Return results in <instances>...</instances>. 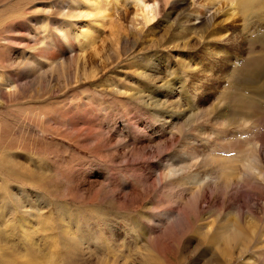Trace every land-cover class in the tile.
Wrapping results in <instances>:
<instances>
[{
  "label": "rangeland",
  "instance_id": "rangeland-1",
  "mask_svg": "<svg viewBox=\"0 0 264 264\" xmlns=\"http://www.w3.org/2000/svg\"><path fill=\"white\" fill-rule=\"evenodd\" d=\"M67 1L0 0V264H264V180H240L237 159L257 146L264 167V67L247 61L264 55V0H145L159 3L151 21L102 0L111 18L86 44L96 16H66ZM169 88L181 109L162 107ZM235 94L256 123L218 104ZM207 154L230 160V190L198 199L218 162L162 178L167 161Z\"/></svg>",
  "mask_w": 264,
  "mask_h": 264
},
{
  "label": "bare ground",
  "instance_id": "bare-ground-1",
  "mask_svg": "<svg viewBox=\"0 0 264 264\" xmlns=\"http://www.w3.org/2000/svg\"><path fill=\"white\" fill-rule=\"evenodd\" d=\"M102 0H85V2L84 1H82V0H68L67 2H68V9H66L65 7H64V9L66 10L65 12H67V13H65V15L67 14V15H71L74 11L75 12H77L76 14H78V15H80L81 17L82 16H85V17H90V18H93L94 16H96V17H94V19H95V25H94V27L92 26V25H90V26H88V28H87V30H85V32H84V35H83V38H82V40H83V44H86V43H90V41H92L93 40V43H94V41H95V37H97V35H98V30L101 28V26L100 25H104L105 24V19L106 20H109L111 17L109 16L110 14H109V12H108V5H105L106 3H105V1H104V3L103 2H101ZM134 1V3L135 2H137L140 6H139V8L137 9V11H136V16H141L144 20H146V21H151L154 17H155V14H156V12H157V7H158V5H159V3H158V1H155L154 3H146L145 2V0H133ZM166 2H169L170 0H165ZM196 1V0H195ZM207 2L209 1V0H206ZM205 1V2H206ZM231 1H233V0H231ZM236 1V0H235ZM235 1H233V4L235 3V4H237V2H235ZM31 2V1H30ZM35 2H36V0H35ZM204 2V3H205ZM210 2V1H209ZM212 2H213V0H212ZM212 2H210V4H214V3H216L215 1L212 3ZM219 2V1H218ZM25 3V2H24ZM32 3V2H31ZM121 3V2H120ZM124 3H125V1H124ZM203 3V4H204ZM251 2L249 1V4H248V2H245V1H241V2H239L238 3V7L240 6V8L242 9V11H244V12H246V14H247V16L248 17H252V16H254L255 14H256V12L259 10V7H258V9L257 10H254L256 7V5H254L253 3H251ZM48 4V6H50L51 4L48 2V3H46V5ZM122 4V3H121ZM33 5H35V6H33L34 8H38V7H41L42 5H43V3H40V2H36V4H33ZM125 5V4H124ZM209 5V4H208ZM251 5H253L252 7H251ZM258 6V5H257ZM261 6V5H260ZM44 7V6H43ZM204 7H207V5H200L199 6V8L198 9H196V11H195V14H197L196 15V17L197 18H199L200 17V15H206L205 14V11L204 10H207V8L206 9H204ZM255 7V8H254ZM210 8V7H209ZM211 8H213V7H211ZM56 9V8H55ZM218 9H219V7H218ZM217 9V10H218ZM140 10V11H139ZM75 12H74V14H72L71 16H73V15H76L75 14ZM204 12V13H203ZM208 14V13H207ZM66 15V16H67ZM259 16V15H258ZM138 18V17H137ZM212 18H213V15H211L209 18H208V20H212ZM101 19V20H100ZM97 21V22H96ZM244 21V20H243ZM252 21H253V19H252ZM252 21H250L249 23L250 24H252ZM110 23H111V27H113L115 24H114V22H113V20L111 19L110 21H109ZM257 25H251L250 27H247V31L250 33L249 35L251 36V37H253V36H256V32H257V27H256ZM245 28V27H244ZM244 31V30H243ZM66 37V36H65ZM215 37V36H214ZM220 39V40H219ZM230 39H232L231 37H230V35L227 33V34H225V36H223L222 38H221V35H220V37H217V39H215L216 41H220V43H221V45L219 46V45H217V47H214V48H216L215 50L217 51V52H215V55H221V54H225L226 55V52L223 50V47L226 45V44H222V41L223 42H230L229 40ZM82 43V42H81ZM216 45V44H215ZM86 46V45H85ZM233 46V45H232ZM234 47V46H233ZM208 49V48H207ZM211 54V53H210ZM227 56V55H226ZM225 60H227L228 62H230V64H234V62H233V59L232 58H230V57H228L227 59H225ZM250 61V62H252L253 61V65H252V67H251V71H252V74L254 75V73L255 72H257V71H259L262 67H264V55H259V54H257V55H254V56H251L250 57V59L249 58H247V61ZM182 61H184V60H182ZM243 61V60H242ZM246 61V62H247ZM245 62V60H244V62H243V64L245 63V65H242V67H240V68H238V67H235L234 65H233V67H232V71H233V68H237V69H243V67L245 66L246 67V63ZM32 64V63H31ZM182 64L184 65V67H186V62H182ZM227 64V63H226ZM229 67V66H228ZM37 68V67H36ZM175 68V67H174ZM247 68V67H246ZM185 71V70H184ZM183 71V72H184ZM182 75V74H181ZM229 75H231V73L229 74ZM252 75V76H253ZM251 76V77H252ZM178 77V76H177ZM238 78L240 79V77L238 76ZM253 78V77H252ZM178 79V78H177ZM197 80H199L198 78H196ZM1 81V80H0ZM3 81V80H2ZM7 81V80H6ZM169 82V81H168ZM14 86V85H13ZM167 88H168V86H167ZM255 90V89H254ZM172 91H173V89H171V88H169V92L168 93H164L165 95H166V97H167V99L163 102V108L165 107V104H168V105H174V108L176 109H179L181 106H182V102H180V100L179 99H177V98H175V97H172L171 95H173L172 94ZM140 92V91H139ZM142 93V92H141ZM258 93V92H257ZM140 96V95H139ZM203 96V95H202ZM240 96H244V94H235L234 95V97H231V96H228V95H226V96H224L223 98L224 99H221L220 101H219V105L220 104H225V103H227V106H231V103L234 105V107H235V109L237 110V111H235L234 112V115L232 116V118L234 119V118H237V117H241L240 119H241V122L243 123V122H247V121H250L251 119V117L253 118H256L254 121V123H256V121H257V116H256V114L254 113L253 115L254 116H248L247 114H246V112L245 113H243L242 112V108L244 109V111L247 109L246 108V106H245V104L244 103H242V101H241V99H239L240 98ZM172 97V98H171ZM139 100H142V97H137ZM202 98V97H201ZM253 101L254 100H252L251 101V103L253 104ZM153 102V101H152ZM155 102V101H154ZM193 102H195L196 104H199L200 102H197L196 101V99H194L193 100ZM248 103V102H247ZM258 103V104H257ZM256 103V105H259V101ZM156 105V104H155ZM221 106V105H220ZM249 106V105H248ZM250 107V106H249ZM257 107H259V106H251L248 110H250V109H255L256 110V108ZM181 109V108H180ZM198 112H200V111H198ZM181 113V112H180ZM177 114L179 115V113L177 112ZM245 114H246V116H248V118H244V116H245ZM181 115V114H180ZM179 115V116H180ZM198 117H207V113L206 112H202V113H200V114H198ZM253 118V119H254ZM157 119H159V116H157ZM252 119V120H253ZM220 120V119H219ZM217 121V120H216ZM224 123H227V121L226 122H224ZM176 124V123H175ZM183 124H184V122H183ZM185 125V124H184ZM177 126V125H176ZM182 126V125H181ZM181 126H179V127H181ZM226 127V126H225ZM179 129V128H178ZM158 145V144H157ZM256 149H257V146L254 148V150H253V154H250V155H246V151L245 150H241V151H239V153H240V155L238 156V158L237 159H239V161L240 162H244V165H245V168H246V171L244 172V173H242L241 175H242V179H240V180H246L247 179V177L248 178H250V179H253V178H255V179H257V180H264V167H263V165H262V157H261V155L256 151ZM263 151V150H262ZM187 155V154H186ZM195 155V154H194ZM194 155H192L191 156V159H189V157H182L181 159H179V162L178 163H175V164H173L172 163V161L170 162V161H167V169H165V170H163V172H162V178H169V176H171V175H174V174H180V176L181 175H183V174H185V173H187L188 171H192V170H194V169H198V168H202V167H205V166H207V165H209V164H216L217 162H218V174H214V176H210V178L208 179V180H206V181H204L203 182V184L200 186V188H198V187H196V188H198L199 190L196 192V193H198V196H199V198L198 199H200V201L202 200V198L204 197L205 198V189L207 188V187H214V186H216V187H218L219 188V186L221 185V186H223V185H225V187L227 188V189H229L230 190V184L229 183H226V181H229V182H235L236 181V179H234L233 178V171H234V167H232L231 165H229L228 163L230 162V160L228 159V158H225L224 157V160H226V164L223 166V168L219 165V163L221 162V160L223 159V157H211L210 155H205L204 156V158L203 159H201V160H199V158H198V162L196 161V162H193V159H194ZM184 156V155H183ZM188 156V155H187ZM197 157V156H196ZM176 176V175H175ZM248 180V179H247ZM223 184V185H222ZM220 186V187H221ZM224 187V186H223ZM229 187V188H228ZM219 189H222V188H219ZM224 191H225V189H224ZM228 192V191H227ZM230 192V191H229ZM193 193H195V192H193ZM197 195V194H196ZM207 196V195H206ZM196 197V196H195ZM193 198H194V196H193ZM225 199V198H224ZM197 201V200H196ZM197 202H199V200L197 201ZM198 204V203H197ZM170 205V204H169ZM8 209V208H7ZM13 213V212H12ZM28 213V212H27ZM229 214V213H228ZM250 217V220H249V224L251 225V226H253V225H255L256 224V222H257V219H256V217H254L253 215H248V218ZM226 222H228V221H226ZM248 224V225H249ZM220 225H221V223H220ZM234 225V224H233ZM238 226V224L236 223V225L235 226H232V224H229L228 226H226L223 230H225L226 232H229L230 234V236L232 237V236H237V234L240 232L239 230H237V228L239 227H237ZM208 227H209V225H208ZM242 228V227H241ZM254 228V227H253ZM27 231V230H26ZM225 232V233H226ZM7 233V232H6ZM224 233V234H225ZM207 234V233H206ZM226 235V234H225ZM226 237V236H225ZM234 238V237H233ZM250 238V237H249ZM1 239V238H0ZM227 240H228V237L226 238ZM226 240V241H227ZM26 241V240H25ZM76 242V241H75ZM33 243V242H32ZM227 243V242H226ZM31 244V243H30ZM29 245V244H28ZM232 245V244H231ZM4 248V247H3ZM36 259V258H35ZM26 262V261H25Z\"/></svg>",
  "mask_w": 264,
  "mask_h": 264
}]
</instances>
